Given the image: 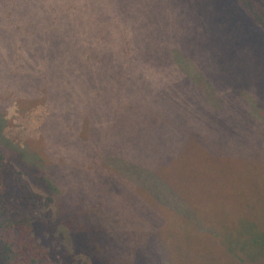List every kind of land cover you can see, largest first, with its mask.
<instances>
[{"label":"rangeland","instance_id":"obj_1","mask_svg":"<svg viewBox=\"0 0 264 264\" xmlns=\"http://www.w3.org/2000/svg\"><path fill=\"white\" fill-rule=\"evenodd\" d=\"M13 1L2 3L11 9ZM121 3L134 9L125 19L147 42L145 56L172 62L168 49L181 48L197 70L196 59H221L223 40L235 39L233 27L240 25L233 0ZM106 4L122 7L117 0H97L92 7L101 11ZM222 20L233 27L217 24ZM95 27L93 37L99 38L101 26L83 29ZM102 30L107 43L119 39H112V26ZM22 33L20 26H0V99H8L1 108L2 134L49 164L67 189L66 211L103 209L105 219L121 227L93 234V251L98 245L112 264H264L262 237L248 221L264 232L261 73L252 86L232 91L222 83L216 94L183 75L186 86L177 71L147 73L130 86L98 71L64 76L56 60L43 66L48 50L42 47L48 45L42 42L33 45L37 57L30 72L22 65L27 56L13 57ZM251 48L249 59L258 66L259 49ZM236 63L235 70L254 73L249 62ZM107 157L130 160L133 165L122 170L135 180L107 167L113 162ZM154 179L151 190L145 187Z\"/></svg>","mask_w":264,"mask_h":264},{"label":"trees","instance_id":"obj_2","mask_svg":"<svg viewBox=\"0 0 264 264\" xmlns=\"http://www.w3.org/2000/svg\"><path fill=\"white\" fill-rule=\"evenodd\" d=\"M2 1L0 26H20L23 30L13 57L27 56L22 65L30 72L37 57L33 49L38 47L33 45L42 42V45H48L42 47L47 48L48 59H42L41 63L49 67L52 64H49L50 59L56 60L64 76L69 72L84 74L98 71L101 72L99 75L131 86L147 73L174 74L177 71L185 85L183 75L196 83L204 81L215 94L221 89L217 85L222 83L236 91L252 86L260 73L264 79V0H233L240 25L233 27L227 20L218 21L217 24L238 28L236 38H231L229 42L223 40L221 59H196L198 66L208 76L199 67L197 70L188 53L181 48L168 49V53L174 55L172 62L145 56L147 42L139 36L138 27L127 26L125 19L131 16L134 9L125 8L121 0L117 2L124 9L117 7V4L110 7L106 4L101 11L92 7L97 0H14L11 9L3 6ZM58 1L61 6L57 4ZM8 10L18 11L13 16L3 17ZM54 26H58V29H54ZM84 26H101V35L99 38L93 37L97 31L95 29L99 27L87 31L83 29ZM102 26H112V39L116 34L119 39L107 43ZM105 34L107 36L108 32ZM247 38L253 44H248ZM92 39L101 41L93 45ZM254 44L260 52L258 66L256 60L249 59ZM94 47L98 48L95 49L96 53H93ZM237 58L249 62L254 73L245 70L246 67L235 70ZM224 70L230 71L219 76V72ZM6 99H0V264H112L98 245V251L92 250L89 238L95 233L113 232L121 227L113 224L112 219H105L107 216L103 214V209L98 213H95V208L78 213L66 211L63 202L67 189L62 190L60 179L52 173L49 164L43 163L36 150H31L33 154H30L28 147L21 150L4 139L2 130L5 118L1 108H5ZM121 158L124 160L120 162L107 157L113 161L107 167L126 179L135 180L122 170L133 163ZM155 181L145 187L151 190ZM248 221L253 224V230H258L255 233L262 237V243L258 246L264 253V232Z\"/></svg>","mask_w":264,"mask_h":264}]
</instances>
